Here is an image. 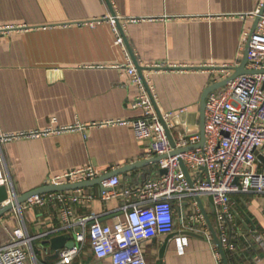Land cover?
Returning <instances> with one entry per match:
<instances>
[{
  "label": "crops",
  "instance_id": "obj_1",
  "mask_svg": "<svg viewBox=\"0 0 264 264\" xmlns=\"http://www.w3.org/2000/svg\"><path fill=\"white\" fill-rule=\"evenodd\" d=\"M262 1L0 0V136L27 135L2 144L9 199L71 170L94 167L100 178L155 158L148 155V138L136 137L128 124H111L143 116L136 106L140 89L125 71L130 62L135 66L134 60L153 86L160 114L187 110L174 120L172 137L178 140L187 129L200 132L203 93L241 64L243 35L252 31V15ZM113 18L125 47L116 44ZM55 128L76 129L30 135ZM259 156L258 168L264 171V149ZM159 173L155 163L120 174L118 190L140 186ZM110 181L102 188L68 191L84 197L75 205L76 222L113 227L124 219L125 199L105 198L116 191L108 187ZM232 198L235 250L224 247L228 263L264 264V246L257 241L264 243V194ZM200 199L216 225L209 197ZM187 202L192 208L197 201ZM60 212L55 204L7 212L0 217V247L21 228L33 239L30 264H61L51 239L67 235L77 242L79 229L67 228ZM203 228L204 234L197 232V223L183 226L178 220L172 235L144 244L147 263L219 264L207 221ZM77 244L80 252L71 264H112L95 257L88 236Z\"/></svg>",
  "mask_w": 264,
  "mask_h": 264
},
{
  "label": "built area",
  "instance_id": "obj_2",
  "mask_svg": "<svg viewBox=\"0 0 264 264\" xmlns=\"http://www.w3.org/2000/svg\"><path fill=\"white\" fill-rule=\"evenodd\" d=\"M263 6L264 1L252 16L257 17ZM112 25L117 36L116 44L125 47V38L119 32L114 18ZM251 33V30L244 32L242 48L244 50L250 43L246 69L253 73L239 76L209 95L205 113L204 147L177 156L170 155L176 149L200 143V132L185 130L178 140L174 139L176 148H173L165 126L171 130L174 120L185 115L187 110L176 114H160L156 108L153 86L147 79L143 80L132 62L125 67L131 83L140 89L136 106L142 109L143 116L137 120L116 121L111 124L130 125L136 137L150 140L149 156L168 158L159 162V172L166 170V174L159 173L140 186L118 190L121 186L118 177L108 183V187L116 191L105 194V198L122 197L126 201L123 207L124 219L113 227L94 221L87 228L85 220L75 221V205L84 197L70 192L35 196L23 205L27 208L49 204L60 206L63 223L67 228L79 229L77 242L83 243L88 236L93 254L98 260L110 259L112 264H148L144 244L154 238L172 235L176 231L178 220H181L183 226L197 223V232L205 233L203 227H206V219L198 203H194L192 208L188 205L185 210H182V204L196 196H211L218 214L219 239L224 247L234 251L230 230L236 213L232 197L249 193L264 194V171L258 168L257 156V152L264 149V15L252 37ZM163 67L165 65L156 66ZM77 128L84 129L81 126ZM74 129L55 128L30 135L59 134ZM19 136L27 135L0 136V187L10 186L9 179L4 175L2 144ZM180 160L185 164L191 182L182 170ZM97 177L96 169L87 167L53 177L48 185L77 184ZM181 210L182 216L179 217ZM211 237L207 235L210 241ZM257 241L264 246L260 238ZM79 252L77 248L62 251L60 263L71 264ZM31 258L35 259L33 239L21 228L14 230L9 242L0 247V264H30ZM216 258L219 264H223L217 248Z\"/></svg>",
  "mask_w": 264,
  "mask_h": 264
},
{
  "label": "water",
  "instance_id": "obj_3",
  "mask_svg": "<svg viewBox=\"0 0 264 264\" xmlns=\"http://www.w3.org/2000/svg\"><path fill=\"white\" fill-rule=\"evenodd\" d=\"M263 15H264V6L261 9L259 15L256 17L254 27L252 29L251 37L255 33V30H256L257 25L260 21V18ZM117 24H118V27L120 29L121 26L119 25L118 21H117ZM249 49H250V43L245 48V54H244V58H243L241 64L238 67L230 68V70L234 72L233 75H231L230 77H228L224 81L210 85L205 90V92L203 93V96L201 99V107H200V127H199L200 135H201L200 143H198L197 145H194V146L187 147V148H183V149H179V150L176 149L170 155L171 157L177 156L179 154H182V153L194 150V149L204 147V145H205V113H206L207 99L211 93L225 87L228 83L232 82L237 77L253 73V72L248 71L246 69V66L248 63ZM132 57H133V55H132ZM134 64H135L140 76L143 78V80H145L144 75H143L144 69L142 67H140L135 60H134ZM165 128H166L167 135L169 137V140H170L173 148H176L175 141L171 135L170 130L167 128V126H165ZM257 156H258V159L262 160V157L259 156L258 152H257ZM165 158H168V156L156 157L152 160H147V161H143V162L136 163L133 165H129L127 167L120 168L117 171L111 172L108 175L102 176V177L97 178V179L92 180V181H87V182H82V183H77V184H70V185H62V186H60V185H47L43 188L31 191L25 195L16 196V198H14L12 201H10V199H9L7 187L1 186L0 187V217L5 215L9 211H12L14 209H20L25 202H27L28 200H30L31 198H33L35 196L48 194V193H61V192L75 191V190H79V189H83V188L92 187L95 185H98L102 188L104 182H106L107 180H111V179L115 178L116 176L123 174L125 172H130L133 170L141 169V168L148 166V165H151V164L159 163L162 159H165ZM180 165H181V168L184 171L185 175L187 176V179L189 180V182H191L189 172H188L185 164L181 160H180ZM166 172H167L166 170L160 171L161 175L166 174ZM195 199L198 202L200 210H201L202 214L204 215V217L207 221V224H208L209 229H210L212 236H213L214 243L218 247V250L221 254V257H222L224 264H229L226 252L224 251V246L219 239L220 229H219V222H218V214H217L216 207L214 205L213 198L211 196H209V202L211 204V211H212V214L214 215V217L216 218V225H213V223L211 222L210 217H209L206 209L204 208V205L202 204L200 197L196 196ZM188 205H189L188 202H184L182 204V210H185V208ZM182 210H181V215L179 214V217L182 216ZM180 223H182L181 220H180ZM50 244H51L52 249L55 250L58 255H60L62 250L72 251L78 245L76 241H72L71 237L67 236V235L59 236V237H55V238L51 239Z\"/></svg>",
  "mask_w": 264,
  "mask_h": 264
}]
</instances>
